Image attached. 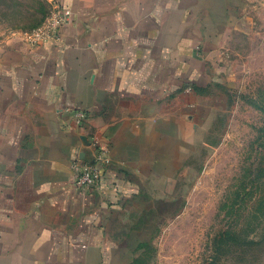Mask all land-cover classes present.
<instances>
[{
	"label": "crops",
	"instance_id": "1",
	"mask_svg": "<svg viewBox=\"0 0 264 264\" xmlns=\"http://www.w3.org/2000/svg\"><path fill=\"white\" fill-rule=\"evenodd\" d=\"M60 1L57 39L0 52V264H135L258 0Z\"/></svg>",
	"mask_w": 264,
	"mask_h": 264
},
{
	"label": "rangeland",
	"instance_id": "2",
	"mask_svg": "<svg viewBox=\"0 0 264 264\" xmlns=\"http://www.w3.org/2000/svg\"><path fill=\"white\" fill-rule=\"evenodd\" d=\"M223 49L214 106L175 188L152 209L135 264H264V0ZM50 0H0V52L27 39Z\"/></svg>",
	"mask_w": 264,
	"mask_h": 264
},
{
	"label": "built area",
	"instance_id": "3",
	"mask_svg": "<svg viewBox=\"0 0 264 264\" xmlns=\"http://www.w3.org/2000/svg\"><path fill=\"white\" fill-rule=\"evenodd\" d=\"M50 4L51 7L48 17L40 27L28 35V41L37 43L49 39H57L59 28L68 22L71 15L70 8L63 5L60 0H50ZM75 120L78 125H84L87 120V113L82 110H77ZM96 163L101 166L107 163V159L103 153L97 156ZM73 167L75 169L73 185L76 188L87 190L98 185L100 181V169L92 163L75 161Z\"/></svg>",
	"mask_w": 264,
	"mask_h": 264
}]
</instances>
